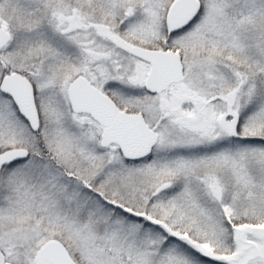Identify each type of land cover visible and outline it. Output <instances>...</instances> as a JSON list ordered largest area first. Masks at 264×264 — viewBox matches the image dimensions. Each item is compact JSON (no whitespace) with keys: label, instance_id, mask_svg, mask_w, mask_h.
Masks as SVG:
<instances>
[{"label":"snow or ice","instance_id":"1","mask_svg":"<svg viewBox=\"0 0 264 264\" xmlns=\"http://www.w3.org/2000/svg\"><path fill=\"white\" fill-rule=\"evenodd\" d=\"M0 264H264V0H0Z\"/></svg>","mask_w":264,"mask_h":264}]
</instances>
